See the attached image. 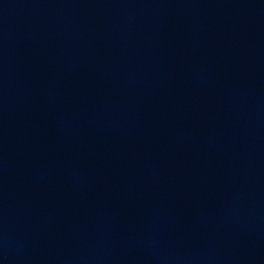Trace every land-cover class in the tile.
<instances>
[{
  "label": "water",
  "instance_id": "95a60500",
  "mask_svg": "<svg viewBox=\"0 0 264 264\" xmlns=\"http://www.w3.org/2000/svg\"><path fill=\"white\" fill-rule=\"evenodd\" d=\"M0 264H264V0H0Z\"/></svg>",
  "mask_w": 264,
  "mask_h": 264
}]
</instances>
